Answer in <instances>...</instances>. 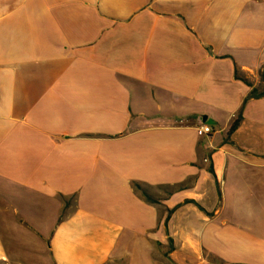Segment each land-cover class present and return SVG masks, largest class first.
<instances>
[{
	"label": "crops",
	"instance_id": "obj_1",
	"mask_svg": "<svg viewBox=\"0 0 264 264\" xmlns=\"http://www.w3.org/2000/svg\"><path fill=\"white\" fill-rule=\"evenodd\" d=\"M263 73L264 0H0V264H264Z\"/></svg>",
	"mask_w": 264,
	"mask_h": 264
},
{
	"label": "trees",
	"instance_id": "obj_2",
	"mask_svg": "<svg viewBox=\"0 0 264 264\" xmlns=\"http://www.w3.org/2000/svg\"><path fill=\"white\" fill-rule=\"evenodd\" d=\"M263 80H264V73H263ZM246 83L250 84V82L248 80H245ZM264 97V92L259 93L258 90H254L251 94V98H261ZM244 108H242L241 112L239 113V115H237L235 117V120L231 126L230 129V134L234 133L242 124L243 119H244ZM141 189L145 190V188L143 186H139ZM180 188H183L182 186ZM145 192L147 193V191L145 190ZM148 198L150 202H156V200L150 195L148 194ZM190 202V201H189Z\"/></svg>",
	"mask_w": 264,
	"mask_h": 264
},
{
	"label": "built area",
	"instance_id": "obj_3",
	"mask_svg": "<svg viewBox=\"0 0 264 264\" xmlns=\"http://www.w3.org/2000/svg\"><path fill=\"white\" fill-rule=\"evenodd\" d=\"M198 135L201 137H210L215 134L216 128L212 124L202 123L197 127ZM206 161H209L208 159Z\"/></svg>",
	"mask_w": 264,
	"mask_h": 264
},
{
	"label": "rangeland",
	"instance_id": "obj_4",
	"mask_svg": "<svg viewBox=\"0 0 264 264\" xmlns=\"http://www.w3.org/2000/svg\"><path fill=\"white\" fill-rule=\"evenodd\" d=\"M165 192L170 193V189H166Z\"/></svg>",
	"mask_w": 264,
	"mask_h": 264
}]
</instances>
